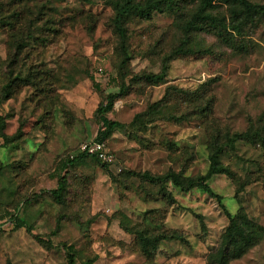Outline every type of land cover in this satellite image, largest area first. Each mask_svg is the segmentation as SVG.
<instances>
[{"label":"rangeland","instance_id":"374dc122","mask_svg":"<svg viewBox=\"0 0 264 264\" xmlns=\"http://www.w3.org/2000/svg\"><path fill=\"white\" fill-rule=\"evenodd\" d=\"M108 1L24 0L10 6L20 13L21 29L0 28V96L16 74L27 78L0 100L8 137H0V264H68L63 244L73 246L75 264H207L219 246L228 219L215 198L128 172L203 174L211 143L246 130L262 114L264 19L246 28V51L195 34L194 46L215 53L178 55L164 80L149 84L133 76L158 72L178 45L175 16L130 18V59L120 66ZM192 6L185 4V18ZM109 93L120 95L107 115L124 124L105 141L114 161L103 167L87 156L70 166L58 203L47 192L56 187L54 169L94 140L95 110ZM155 102L157 113L132 124ZM207 102L210 109L202 112ZM170 114L185 117L173 121ZM221 161L233 175L215 174L209 186L231 214L241 207L264 225V147L240 141ZM125 226L149 235L176 232L182 239L161 240L147 258ZM228 264H264V238Z\"/></svg>","mask_w":264,"mask_h":264},{"label":"trees","instance_id":"16d2710c","mask_svg":"<svg viewBox=\"0 0 264 264\" xmlns=\"http://www.w3.org/2000/svg\"><path fill=\"white\" fill-rule=\"evenodd\" d=\"M24 0H9L8 3L0 1V28H8L14 30L20 28V13L11 5L23 3ZM108 3L113 8V17L111 18L112 30L118 38V46L122 53L120 66H123L130 59L129 47L127 46V28L126 22L132 18L149 19L154 13L173 14L176 24L182 33V37L178 45L165 56L162 66L158 72H148L134 75L135 80H142L149 84L161 83L168 71V63L173 58L182 54H213L215 51L212 47L194 46L193 37L198 33H205L215 36L220 44L225 47L239 51L247 50L248 43L244 40L245 30L257 21L264 19V3L252 2L251 0H109ZM185 4H193L189 8L187 17H184ZM224 7V12L218 10V7ZM29 37H34L30 33ZM23 42V40H21ZM18 46H21L18 45ZM23 47V46H22ZM214 79H210L213 82ZM26 83L27 78L16 74L9 83L3 87L0 100L9 97L11 87L17 83ZM120 93H125L128 86L123 82L119 86ZM183 94H188L183 93ZM198 94V93H195ZM120 94L109 93L105 100L100 102L95 110V116L99 124L95 141L105 142L108 137L117 128H123L124 124L116 120L110 119L108 113L112 110L116 98ZM159 102L151 104L148 109L136 114L132 120V124L142 122L143 116L152 117V114L159 110ZM207 102L201 107L204 112L209 108ZM185 117L184 114H170L168 118L173 121H181ZM5 122L0 115V137L8 141V137L3 132ZM240 141L251 144H258L264 147V111L254 121L250 120L249 126L242 132H234L226 135L223 141L215 139L210 146L208 154V168L205 173L193 177H185L179 172L172 170L167 171L163 175H153L147 171L144 172H128V174L137 176L154 184L163 185L164 182L170 181L174 186L181 190L189 191L192 189H200L211 197L215 198L219 206L223 209L228 224L225 227L219 246L213 254L210 255L207 264H228L231 260L242 257L248 250L259 244L264 238V225L257 222L254 218L239 208L235 213L231 214L223 205L222 197L214 192L208 184V180L215 174H226L232 177V171L227 165L221 161V156L229 151L236 149V144ZM91 157L101 163L103 167H108L111 163L100 162L95 156L79 152L73 156L61 158L56 165L53 174L57 176L56 187L47 190L55 201L61 203L67 189V176L69 167L79 162L85 157ZM160 187V188H161ZM163 189V188H162ZM161 191L164 193L165 190ZM169 195V194H168ZM169 198L171 196L169 195ZM2 216H0V219ZM58 228V225L56 229ZM125 229L136 236L141 251L147 258H152L158 248L161 240L182 239L176 232L170 234L158 233L149 235L145 230L134 229L125 226ZM55 232V231H54ZM65 248L68 264H75V250L72 245H62ZM93 261L88 260L86 264ZM6 264H11L7 262Z\"/></svg>","mask_w":264,"mask_h":264},{"label":"built area","instance_id":"2783aa9c","mask_svg":"<svg viewBox=\"0 0 264 264\" xmlns=\"http://www.w3.org/2000/svg\"><path fill=\"white\" fill-rule=\"evenodd\" d=\"M79 152L95 156L103 163H112L114 161L113 153L108 149L105 142L91 140L79 146Z\"/></svg>","mask_w":264,"mask_h":264}]
</instances>
